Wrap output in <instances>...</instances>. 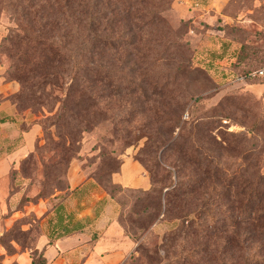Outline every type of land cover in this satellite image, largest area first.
Instances as JSON below:
<instances>
[{
  "label": "trees",
  "instance_id": "trees-1",
  "mask_svg": "<svg viewBox=\"0 0 264 264\" xmlns=\"http://www.w3.org/2000/svg\"><path fill=\"white\" fill-rule=\"evenodd\" d=\"M5 1L11 6L5 11L16 24L6 41L15 60L11 76L19 83L11 100L20 111L25 100L34 101V92L62 78L66 91L57 122L82 118L88 129L99 111H112L116 132L125 138H136L144 129L149 133V142L135 159L148 172L150 188L123 187L112 179L105 188L121 208L142 203L139 214L151 221L163 215L178 226L164 235L161 246L138 245L127 260L135 252L143 264H264V136H256L264 129V98L256 113L252 107L238 109L256 119L250 125L243 121L245 129L238 133L222 124L228 116L215 114L219 105L200 118L190 113L184 118L192 97L176 94L174 84L188 68L200 69L187 64L192 58L184 57L186 42L179 45L180 56H174L172 0ZM221 46L217 59L201 46L194 55H206L205 69L218 70L222 79L229 74L249 79L252 70L240 74L225 64L217 66L226 60L229 44ZM233 54L228 57L239 55L235 50ZM112 60L120 66L112 69ZM171 146L174 181L168 168L158 174V159L155 171L140 157L148 148L164 154ZM32 154L21 161L22 168ZM17 170L12 168L9 175ZM123 193L128 197L121 198ZM123 216L119 213L121 226L136 240L135 226L128 233ZM135 224L138 232L149 225ZM31 257L32 264H46L42 252L33 250Z\"/></svg>",
  "mask_w": 264,
  "mask_h": 264
},
{
  "label": "rangeland",
  "instance_id": "rangeland-1",
  "mask_svg": "<svg viewBox=\"0 0 264 264\" xmlns=\"http://www.w3.org/2000/svg\"><path fill=\"white\" fill-rule=\"evenodd\" d=\"M179 4L176 5V0H172L173 19L171 16L169 18L170 24L177 31L174 33V56H180L179 45L186 42L188 49L183 51L184 57L192 58L187 64L200 69L188 68L180 77L178 85L174 84L176 94L183 91L186 96L192 97L185 108L184 118H188L189 113L200 118L211 107L219 105L215 114L228 116L222 120L226 130L241 132L245 129L243 121L248 119L250 125L256 119L247 118L246 112L238 109L252 107L253 113L260 110L261 95L264 96V75L239 80L229 74L226 79H222L218 70L205 69L206 55H194L193 50L199 46L210 48L209 52H213L214 59H217L223 50L221 45L227 43L229 47H225L224 53L226 60L217 62L218 67L225 64L240 74L248 70H264V0H216L211 5L194 0L189 3L186 17L182 16L184 6ZM205 6L209 8L205 10ZM6 7L11 6L5 0H0V64L4 66V77L15 81L19 86L18 81L11 76L15 60L8 51L6 41L16 24L9 11H5ZM234 50L239 55L228 57L231 56L229 54L234 55ZM112 65V69H116L120 63L112 60ZM65 91V83L60 78L53 85L41 88L39 93L34 92V101L23 102L22 110L26 113L23 125L36 121L40 135L31 159L23 168L19 165L15 173L0 178V238L4 235L0 239V264H18L13 259L14 252L31 249L39 235L50 231L58 211L63 207L62 201L68 197L69 173L72 170L81 169L86 178L94 179L108 193L105 185L109 183L112 171L118 169L124 156L128 154L135 158L138 150L149 142V133L145 129L136 138L127 139L117 133L112 111H99L101 115H97L96 121L88 129L82 126L85 124L82 118L57 122L63 113L61 100ZM36 97L40 99L37 100ZM31 103L37 106L31 108ZM262 135L264 136V129L256 136L259 138ZM140 157L150 169H155L153 163L158 159V174L163 172V168H168L174 181V168L170 164L174 159V146L164 154H161V150L152 153L148 148ZM128 195L123 193L120 197L124 199ZM135 205L136 207L126 206L124 209L119 206V209L124 214L122 221L128 233L132 234L133 225L135 226L136 247L161 246L164 235L174 231L178 223L165 219L163 215L151 221L149 216L139 214L142 203ZM137 221L148 222L146 230L138 232L135 224ZM133 254L136 257L133 255L131 261L126 258L127 261L123 264H143V261H136L141 255L135 252ZM160 255H164L162 249ZM36 257L41 256L37 253Z\"/></svg>",
  "mask_w": 264,
  "mask_h": 264
},
{
  "label": "crops",
  "instance_id": "crops-1",
  "mask_svg": "<svg viewBox=\"0 0 264 264\" xmlns=\"http://www.w3.org/2000/svg\"><path fill=\"white\" fill-rule=\"evenodd\" d=\"M190 1L194 0H176V5L184 6L183 17L189 13ZM197 1L211 5L216 0ZM3 69L0 64V178L34 152L40 135L38 125L32 121L23 125L26 113L11 100L19 86L4 80ZM111 179L128 188L148 190L151 186L148 172L128 154ZM69 183L71 193L62 201L50 231L39 235L33 248L15 253L13 259L18 264H32L31 252L37 250L43 253L46 264H123L137 243L119 222L118 203L94 179L86 178L81 169L69 173Z\"/></svg>",
  "mask_w": 264,
  "mask_h": 264
},
{
  "label": "built area",
  "instance_id": "built-area-1",
  "mask_svg": "<svg viewBox=\"0 0 264 264\" xmlns=\"http://www.w3.org/2000/svg\"><path fill=\"white\" fill-rule=\"evenodd\" d=\"M262 75H264V70L254 71V72L250 73V75H248V78H253V77L262 76ZM238 79L239 80H245L244 77H239Z\"/></svg>",
  "mask_w": 264,
  "mask_h": 264
}]
</instances>
